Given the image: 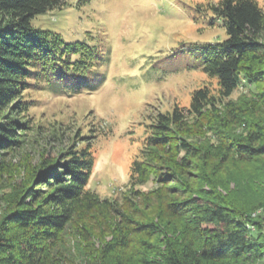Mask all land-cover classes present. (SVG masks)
Listing matches in <instances>:
<instances>
[{"label":"trees","instance_id":"obj_1","mask_svg":"<svg viewBox=\"0 0 264 264\" xmlns=\"http://www.w3.org/2000/svg\"><path fill=\"white\" fill-rule=\"evenodd\" d=\"M68 5L0 0V264L264 261L263 224L251 209L214 192L213 173L222 162L263 163L264 11L256 0L211 5L212 22H222L227 38L198 46L196 60L219 91L196 89L189 107L154 113L121 199L87 189L95 159L76 143L55 159H43L28 181H11L10 194L2 192L21 167L13 159L27 147L26 137L40 133L29 93L66 95L68 89L76 95L104 83L97 68L107 58L99 44L66 41L33 25L36 17ZM236 91L242 93L233 100ZM240 126L249 130L245 137L233 134ZM259 173L264 181V167ZM150 182L153 189L140 188ZM259 210L264 221V202Z\"/></svg>","mask_w":264,"mask_h":264},{"label":"rangeland","instance_id":"obj_2","mask_svg":"<svg viewBox=\"0 0 264 264\" xmlns=\"http://www.w3.org/2000/svg\"><path fill=\"white\" fill-rule=\"evenodd\" d=\"M68 1L67 7L36 17L33 25L58 32L66 41L99 44L107 58L97 68L104 83L76 95L68 89L66 96L45 90L29 93L40 133L26 137L27 147L13 159L21 167L2 192L10 194L11 181H28V172L43 159H55L76 143L90 148L95 159L87 189L118 200L130 189L132 163L140 155L154 113L172 111L175 105L189 107L199 88L218 93V81L202 71L196 58L198 46L227 38L222 22H212L210 8L219 0ZM256 1L264 11V0ZM241 93L236 91L232 99L238 100ZM248 131L240 126L233 134L245 137ZM210 144L217 142L211 139ZM259 162L263 163L222 162L213 172L218 186L214 192L251 209L254 220L264 226L259 210L264 202L259 175L264 158ZM154 186L150 182L140 188L149 191ZM4 204L0 200V213Z\"/></svg>","mask_w":264,"mask_h":264}]
</instances>
